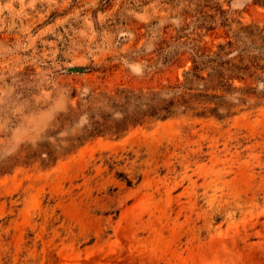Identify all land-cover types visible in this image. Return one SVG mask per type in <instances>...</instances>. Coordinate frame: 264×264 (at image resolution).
I'll return each mask as SVG.
<instances>
[{"label":"rangeland","instance_id":"obj_1","mask_svg":"<svg viewBox=\"0 0 264 264\" xmlns=\"http://www.w3.org/2000/svg\"><path fill=\"white\" fill-rule=\"evenodd\" d=\"M247 26L254 0H0V264H264V98L68 143L87 97L181 83Z\"/></svg>","mask_w":264,"mask_h":264},{"label":"trees","instance_id":"obj_2","mask_svg":"<svg viewBox=\"0 0 264 264\" xmlns=\"http://www.w3.org/2000/svg\"><path fill=\"white\" fill-rule=\"evenodd\" d=\"M254 2L264 7V0ZM263 74L264 27H241L231 41L218 45L215 52L194 50L190 69L181 83L138 93L116 90L113 95L103 94L96 104L91 96L87 97L82 113L80 108L69 112V118L81 114L87 117L80 134L69 140V148L98 136L118 137L137 126L168 120L180 111L196 118L229 117L233 109L227 101L230 96L264 98ZM248 80H257L261 90L233 86L234 81Z\"/></svg>","mask_w":264,"mask_h":264}]
</instances>
